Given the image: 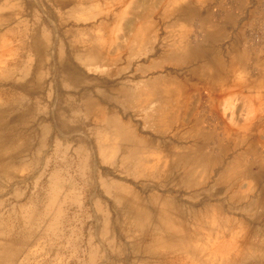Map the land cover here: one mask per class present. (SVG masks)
I'll return each instance as SVG.
<instances>
[{
	"label": "rangeland",
	"instance_id": "rangeland-1",
	"mask_svg": "<svg viewBox=\"0 0 264 264\" xmlns=\"http://www.w3.org/2000/svg\"><path fill=\"white\" fill-rule=\"evenodd\" d=\"M70 1L82 8L0 0V264H227L260 255L264 210L249 206L264 178L221 176L239 157L255 164L250 175L264 164L261 1L214 0L209 23H198L207 13L192 10L197 0ZM202 49L207 55L183 60ZM199 147L227 151L204 178L198 164L174 163ZM128 200H142L152 219L162 201L179 204L196 237L190 250L152 254L132 230Z\"/></svg>",
	"mask_w": 264,
	"mask_h": 264
},
{
	"label": "bare ground",
	"instance_id": "bare-ground-1",
	"mask_svg": "<svg viewBox=\"0 0 264 264\" xmlns=\"http://www.w3.org/2000/svg\"><path fill=\"white\" fill-rule=\"evenodd\" d=\"M36 1V0H35ZM10 2V1H9ZM49 2V1H48ZM36 4V3H35ZM12 5V4H11ZM15 5V4H14ZM1 6V5H0ZM21 7V6H20ZM19 7V8H20ZM2 11H6V10H2ZM22 11V9H21ZM34 11V10H33ZM50 11V10H49ZM23 12V11H22ZM26 12V11H25ZM2 13V12H1ZM30 13V12H29ZM37 13V12H36ZM35 15V14H34ZM38 16V15H36ZM60 17V16H59ZM35 19V18H34ZM24 20V19H23ZM37 20V19H35ZM26 22V21H25ZM24 22V23H25ZM38 24V23H37ZM29 28V27H28ZM36 30V29H35ZM33 31V30H32ZM45 33V32H44ZM13 34V32H12ZM11 36V35H9ZM29 37V35H28ZM12 38V37H11ZM22 38V37H21ZM17 39V38H16ZM36 39V38H35ZM14 40V39H12ZM8 42V41H7ZM12 42V41H10ZM19 43V42H18ZM47 43V42H46ZM27 45V44H26ZM18 46V44H17ZM21 46V45H20ZM18 48V47H17ZM48 48H49V44H48ZM22 49V48H21ZM5 50V49H4ZM16 50V48L14 49ZM197 50V49H196ZM206 49H202L199 52H192L190 55H189V58H185L183 60L185 61H189V62H193V61H196L198 59L201 58V55H207L205 54ZM210 52V51H209ZM28 53V52H27ZM44 54V53H43ZM28 55V54H27ZM30 57V56H29ZM212 57V56H211ZM214 57V56H213ZM216 58V57H214ZM78 59V58H77ZM72 60V59H71ZM80 60V59H79ZM78 60V61H79ZM210 61V60H209ZM205 62V61H204ZM222 62V61H221ZM220 63V62H219ZM81 64V63H80ZM210 64V63H209ZM203 65V64H202ZM200 65V66H202ZM207 65V64H206ZM205 65V66H206ZM75 66V65H74ZM90 66V65H89ZM207 67V66H206ZM221 67V63L220 64H216V68H220ZM76 69H79L78 67H76ZM233 69V68H232ZM219 70V69H218ZM80 71V70H79ZM83 72V71H81ZM219 72V71H218ZM63 73V72H62ZM203 73V72H202ZM75 74V73H74ZM65 78V77H64ZM40 81V80H39ZM40 83V82H38ZM65 83V82H64ZM66 84H68L66 82ZM43 85V84H42ZM41 87V86H40ZM39 87V88H40ZM71 87V86H70ZM81 88V87H80ZM127 89V88H126ZM131 89V88H130ZM41 90V89H40ZM124 90V89H123ZM66 91V90H65ZM77 91V90H76ZM88 91V90H87ZM128 91V90H127ZM41 92V91H40ZM69 92V91H68ZM117 92V91H116ZM49 93V92H48ZM113 93V92H112ZM120 93V92H118ZM130 93V91H129ZM136 93V92H135ZM154 93V92H153ZM71 94V93H70ZM87 94V93H86ZM111 94V92H110ZM126 94V93H125ZM139 94V93H138ZM35 95V94H34ZM117 95V93H116ZM119 95V94H118ZM128 95V94H126ZM140 95V94H139ZM66 96V95H65ZM70 96V95H69ZM75 96V95H74ZM79 96V95H78ZM93 96V95H91ZM103 96V95H102ZM22 97V96H21ZM24 97V96H23ZM52 97V96H51ZM77 97V96H76ZM75 97V98H76ZM114 97V96H113ZM33 98V97H32ZM74 98V99H75ZM52 99V98H51ZM93 99V98H92ZM124 99V98H123ZM145 99V98H144ZM10 100V98H9ZM117 100V98H116ZM127 100V99H126ZM131 100V99H130ZM75 101V100H74ZM88 102V100H85ZM84 101V102H85ZM13 102V101H12ZM86 102V103H87ZM92 102V100H91ZM109 102V101H108ZM129 102V101H128ZM150 102V101H149ZM64 103V102H63ZM82 104V103H81ZM85 104V103H84ZM123 104V103H122ZM97 105V104H96ZM126 105V104H125ZM144 105V104H143ZM94 106V105H93ZM116 106V104H115ZM118 107V106H117ZM70 109V108H69ZM91 109H93V107H91ZM46 110V109H45ZM100 110V109H99ZM44 111V110H43ZM95 111V109H94ZM37 112V110L35 111ZM46 112V111H45ZM87 112V111H86ZM98 112V111H97ZM116 112V111H115ZM95 113V112H94ZM47 114V113H46ZM84 114V113H83ZM113 114V113H112ZM32 115V114H31ZM36 115V114H35ZM44 115V114H43ZM85 115V114H84ZM94 115V114H93ZM96 115V114H95ZM102 115V114H101ZM103 115H105L103 113ZM115 115V114H114ZM118 115V113H117ZM91 116V115H90ZM113 116V115H112ZM154 116V115H153ZM162 116V115H161ZM68 117V116H67ZM92 117V116H91ZM90 117V119H91ZM97 117V116H96ZM118 117V116H117ZM87 118V117H86ZM93 118V117H92ZM106 118V117H105ZM161 118V117H160ZM34 119V118H33ZM89 119V118H87ZM32 120V118H31ZM102 121V120H101ZM115 122V121H114ZM7 124V122H5ZM123 123V122H122ZM5 124V125H6ZM28 124V123H27ZM106 124V123H105ZM116 124V123H115ZM114 125V123H113ZM118 125V124H117ZM109 126V125H108ZM116 126V125H115ZM20 127V126H19ZM4 129V128H3ZM119 129V127H118ZM21 130V129H20ZM100 130V129H99ZM14 131V130H13ZM86 131V130H85ZM118 131V130H117ZM130 131V130H129ZM15 132V131H14ZM87 132V131H86ZM99 132V131H98ZM95 133V132H94ZM131 133V132H130ZM93 134V133H92ZM123 135V134H122ZM121 135V136H122ZM93 136V135H92ZM119 136V134H118ZM124 136H126L124 134ZM128 136V135H127ZM98 137V136H97ZM11 141H12V138H10ZM14 139V138H13ZM103 139V138H102ZM144 139V138H143ZM30 141V140H29ZM45 142V140H43ZM148 141V140H147ZM120 142V141H118ZM130 142V141H129ZM7 144V143H6ZM14 144V143H13ZM43 144V143H42ZM117 144V143H116ZM147 144V143H146ZM1 145V144H0ZM104 145V144H103ZM15 146V145H13ZM147 146V145H146ZM126 147V146H125ZM151 147V146H150ZM15 148V147H14ZM135 148V147H134ZM137 148V147H136ZM27 150V149H26ZM30 150V149H29ZM131 150V149H130ZM140 150V149H139ZM216 150V149H215ZM121 151V150H120ZM134 151V150H133ZM146 151V150H145ZM9 152V151H8ZM7 152V153H8ZM14 152V151H13ZM27 152V151H26ZM135 153V152H134ZM14 154V153H13ZM24 154V153H23ZM43 154V153H42ZM171 154V153H170ZM227 154V151L224 150V149H221V147L218 148V153L216 155H211V154H208L206 152H204L203 150V147H199L198 149H196V151L194 152H188L182 156L179 157V159L176 161H174L175 165L176 164H180L181 166H189V165H197L201 168H202V177L204 178L205 174L207 173V170L208 168L213 164V166H218V165H221L222 162L224 161V158H225V155ZM11 154H9L10 156ZM22 154H19V156H21ZM124 155V154H123ZM249 155H255L254 152H250ZM1 156H2V152H1ZM23 156V155H22ZM41 156V155H40ZM127 156V155H126ZM43 157V156H42ZM39 158V156H38ZM132 158V157H131ZM162 158V157H161ZM129 159V157H128ZM15 160V159H14ZM9 161V160H8ZM42 162V161H41ZM158 162V161H157ZM5 163V162H4ZM9 163V162H8ZM172 163V162H171ZM12 164V163H11ZM14 164V163H13ZM16 164V163H15ZM159 164V163H158ZM161 164V163H160ZM157 165V164H155ZM254 163H250V162H246L245 164H243V161H242V158L239 157L236 161H234L233 164H231L227 169H225V171L223 172L222 174V178L221 180L224 182L226 180H234V179H237L238 177H242L244 175H247V176H251L252 178H254V180H256L257 182H260L261 179L264 178V164H258V170H257V173L255 174H249V170H248V167L249 168H254ZM14 166V165H12ZM163 166V165H162ZM156 167V166H155ZM243 167H246L245 171H242L241 168ZM153 168V167H152ZM256 168V167H255ZM185 169V168H184ZM10 170H12V168H10ZM19 170V169H18ZM186 171V170H185ZM159 172V170H158ZM172 172V171H171ZM13 173V172H12ZM160 174V173H159ZM172 175V174H171ZM192 171L191 170H188V172L186 173V176L187 178H190L192 177ZM189 180V179H188ZM207 181V180H206ZM46 183V182H45ZM51 184V183H50ZM187 184V183H186ZM189 184V183H188ZM220 184V183H219ZM45 187V185H44ZM187 187V186H185ZM219 187V186H218ZM46 188V187H45ZM51 188V187H50ZM49 188V189H50ZM64 188V187H63ZM189 188H190V184H189ZM197 188V187H196ZM115 189V188H113ZM45 190V189H44ZM41 191V190H40ZM112 191V190H111ZM45 192V191H44ZM40 193V192H39ZM137 193V192H136ZM144 193V191H143ZM140 194V193H139ZM151 194V193H150ZM142 195V193H141ZM160 195V194H159ZM163 195V194H162ZM46 196V195H45ZM126 196V195H125ZM128 196V195H127ZM130 196V195H129ZM42 197V195H41ZM40 197V198H41ZM141 197V196H139ZM147 197V196H146ZM151 197V196H150ZM164 197V196H163ZM44 198V197H43ZM125 198V197H124ZM143 198V196H142ZM157 198V197H156ZM146 199V198H145ZM148 199V197H147ZM154 199V198H153ZM166 199H168V197L166 196ZM170 199V197H169ZM238 200V199H237ZM142 201V200H141ZM141 201L139 202H136V201H132V200H128L126 201L127 203V206H128V209L129 210V213L130 215L132 216L133 218V222L131 224V227H133L132 230L137 229L139 232H140V236H141V239H144V240H147L148 242H150V245H151V249L149 247L150 250L149 251H152L153 253L152 254H155L156 250H158L160 247L163 248V249H166L168 250L169 252L171 253H176L178 251H181V250H190V245L191 243L193 242V240H195V236L193 235L194 231L191 232V230H188V225L185 221V211L180 207L178 206L177 204H175L174 202L172 201H168V200H164L162 201V203L160 204V207H158L159 209L157 210L156 212V217L154 219H152L151 217L147 216L145 214V208L143 207ZM148 201V200H147ZM239 201V200H238ZM122 202H125V201H122ZM150 202V201H149ZM154 202V201H153ZM156 202V201H155ZM148 203V202H147ZM152 203V201H151ZM149 203V204H151ZM159 203V202H158ZM28 204V203H27ZM37 204V203H36ZM123 204V203H122ZM146 204V202L144 203ZM1 205L4 206V204L2 203ZM17 205V204H16ZM23 205V204H22ZM39 205V204H38ZM55 205V204H54ZM120 205V204H119ZM153 205V204H151ZM26 206V205H25ZM123 206V205H121ZM191 206V205H190ZM193 206V205H192ZM32 207V206H31ZM41 207V206H39ZM250 208H256V207H262V209L264 210V185H263V189L261 191V195H260V199L255 201V202H252L249 206ZM0 208H3L0 206ZM38 208V207H37ZM117 208V207H116ZM207 208V207H206ZM212 208V207H211ZM40 209V208H39ZM53 209V207H52ZM150 209V208H149ZM202 209V208H201ZM208 209V208H207ZM54 210V209H53ZM124 210V209H122ZM152 210V209H151ZM193 210V209H192ZM204 210V209H202ZM18 211V210H17ZM48 211V210H47ZM201 211V210H200ZM209 211V210H208ZM35 212V211H34ZM39 212V211H38ZM118 212V211H117ZM121 212V211H120ZM188 212V211H187ZM204 212V211H203ZM207 212V210H206ZM52 213V212H51ZM50 213V214H51ZM110 213V212H109ZM214 213V212H213ZM18 214V213H17ZM49 214V216H50ZM188 214V213H187ZM190 214V213H189ZM188 214V216H189ZM195 214V213H194ZM42 215V214H41ZM129 215V216H130ZM207 215V213H206ZM205 215V216H206ZM217 215V214H216ZM54 216V215H53ZM48 217V216H47ZM57 217V216H56ZM5 218V217H4ZM51 218V217H50ZM124 218V217H123ZM122 218V220H123ZM13 219V218H12ZM18 219V218H17ZM194 219H196V223L200 224V221L203 220L201 219V217L199 215H194ZM127 220V219H126ZM154 221V225L155 226H151L152 224H150L151 221ZM19 221V220H17ZM46 221V220H45ZM131 221V220H130ZM8 223V222H7ZM127 223V222H126ZM129 223V222H128ZM127 223V224H128ZM10 224V223H9ZM21 224V223H20ZM197 224V225H198ZM37 225V224H36ZM117 225V224H116ZM195 225V224H194ZM201 225V224H200ZM19 226V225H18ZM22 226V225H21ZM108 226V225H107ZM108 228V227H106ZM105 228V229H106ZM126 228V227H125ZM155 229V232L154 233H151L149 234V230L151 229ZM194 228V227H193ZM199 228V226H198ZM18 229V228H17ZM117 229V228H116ZM120 229V228H119ZM197 229V228H196ZM6 230V229H5ZM195 230V229H194ZM22 231V230H21ZM122 231V230H121ZM124 231V230H123ZM154 231V230H153ZM125 232V231H124ZM191 232V233H190ZM2 233V232H1ZM9 233V232H8ZM37 233V232H36ZM43 233V232H42ZM193 233V234H192ZM6 234V233H5ZM4 235V234H3ZM40 235V234H39ZM34 236V234L32 235ZM35 237V236H34ZM37 237V236H36ZM137 237V236H136ZM250 238V237H249ZM248 238V239H249ZM32 239V238H31ZM255 239V238H254ZM1 240V239H0ZM258 240V239H257ZM260 240V239H259ZM192 241V242H191ZM249 241V240H248ZM254 241V240H253ZM264 241V239H263ZM257 242V241H256ZM142 243V241H141ZM146 243V242H145ZM244 244H249L244 242ZM243 244V246H244ZM148 245V244H147ZM149 246V245H148ZM246 247V245H245ZM256 247V246H255ZM229 248V247H228ZM244 248V247H243ZM145 250V249H144ZM143 250V251H144ZM155 250V251H153ZM256 251H258V254L260 255H257V252H256V255L254 256H248L246 253H242L237 261L236 260H232V261H229L227 264H237V262H241V263H254V264H264V243H261L260 245L257 246V248L255 249ZM8 252V251H7ZM22 253V252H21ZM254 253V252H253ZM255 254V253H254ZM230 255V254H229ZM18 257V256H17Z\"/></svg>",
	"mask_w": 264,
	"mask_h": 264
},
{
	"label": "crops",
	"instance_id": "crops-1",
	"mask_svg": "<svg viewBox=\"0 0 264 264\" xmlns=\"http://www.w3.org/2000/svg\"><path fill=\"white\" fill-rule=\"evenodd\" d=\"M54 0H51V2L53 3ZM261 1V6H262V10H261V16H260V22L264 23V0H260ZM214 2V0H197L198 6L195 8L193 7V11H195L196 13H198V15L200 13H207L206 16H201L198 17V23H209V16H208V12L210 10V5ZM4 7H6V0H4ZM64 6L66 7H71L73 10H80L82 8V3H72L70 0H64ZM194 6V4H193ZM6 9V8H5ZM0 23H6V19L0 21Z\"/></svg>",
	"mask_w": 264,
	"mask_h": 264
}]
</instances>
